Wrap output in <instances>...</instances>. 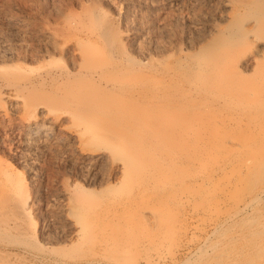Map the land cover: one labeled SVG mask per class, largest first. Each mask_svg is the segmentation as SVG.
<instances>
[{
    "label": "rangeland",
    "instance_id": "rangeland-1",
    "mask_svg": "<svg viewBox=\"0 0 264 264\" xmlns=\"http://www.w3.org/2000/svg\"><path fill=\"white\" fill-rule=\"evenodd\" d=\"M229 1L230 6L222 7L217 0H0V179L5 173L10 178L9 187L0 181V196L8 200L0 206V264H112L117 255L106 247L75 240L73 218L87 219L90 210L84 207L86 213L82 206L107 203L117 212L126 198L140 206L152 204L148 201L155 198L148 192L140 197L135 190L114 189L120 173L111 156L89 168L82 158L69 157L75 144L67 132L70 122L66 116L56 122L47 119L57 112L49 110L53 105L49 97H43L47 86L32 88L12 81L45 69L76 71L87 65L86 53L98 55L91 64L106 70L108 79L131 76L136 81L134 86L124 85L121 95L111 101L121 109L137 100L139 138L154 140L157 167L169 176L160 182L173 181L172 191L178 194L182 189L196 192L199 188L198 181H188L187 176L211 178L197 190H202L204 199L188 204V210L185 202L166 206L174 225L161 244L144 249L129 246L116 257L121 259L118 264H141L157 253L171 257L164 264H229L235 254L249 258L243 264L264 260V167L238 177L231 163L249 155L252 148L248 147L264 146V81L262 87L259 84L264 75V49L241 54L239 70H234L237 74L228 75L232 78L227 81L224 75L223 82L211 78V71L209 80L215 83L206 91L207 83L201 85L204 92L198 95L184 79L186 66L175 61L188 56L190 72L198 47L225 35L244 42L241 24L252 16L260 20L264 4ZM259 39L264 42V34ZM239 56H229L228 63H237ZM126 68L133 71L121 75ZM154 74L157 80L149 81ZM171 78L176 86L163 81ZM258 84L260 90L255 89ZM253 89L261 91L260 95ZM31 91L38 96L32 94L28 103L43 105V123L49 125L34 148L23 143L25 109L11 106L8 99V94L21 97ZM119 115L110 120L115 126L132 122L124 112ZM170 151L181 162L163 163ZM251 192L261 194L248 204ZM231 200L241 202L228 215ZM66 203L74 206L73 215L61 209ZM202 204L208 211L218 206L224 211L210 218L203 214ZM184 210L186 217L181 219ZM157 231L150 229L147 235ZM252 245L258 250L249 251Z\"/></svg>",
    "mask_w": 264,
    "mask_h": 264
},
{
    "label": "bare ground",
    "instance_id": "bare-ground-1",
    "mask_svg": "<svg viewBox=\"0 0 264 264\" xmlns=\"http://www.w3.org/2000/svg\"><path fill=\"white\" fill-rule=\"evenodd\" d=\"M217 1H219L218 5H222V7L230 6L229 0ZM255 3L263 5L264 0H255ZM260 17L261 19L259 20V17L252 16L245 20V23L241 24L244 31V42H240L239 39L234 41L230 36L225 35L218 41L206 43L204 46H200V48L198 47V58H195V62L191 61L194 64L191 63L190 72H188L189 68H187L189 67L187 65L190 63L187 59L188 56H180L175 60L178 64H181V66H186L183 67L187 69V71H185L187 73V77L184 74L185 72L183 73L185 77L183 75L181 76L184 77V79H187L188 84H193L195 87L197 86L195 90V87H193L195 95H198L197 93L199 92L201 94V90L203 91V89L200 88H202V86L204 87L206 83L208 86L204 87V91H206V88L212 86L216 81L214 80L215 78H217V81L222 80L223 82V75L226 76V79L224 78L225 81H227L228 75L235 77L237 73L235 74L236 71L234 72V70L238 69L237 67L242 60L241 54L244 55L247 53V51L249 52L256 47L264 49V42L259 39L261 34H264V20L262 19L264 16ZM91 54H85L84 59L88 61L87 65L79 67V69L76 71L45 69L39 73H36L33 77L25 78L23 76L17 81H12L19 84L18 86L29 85L32 86V88L36 86H47V88L43 89L45 92L43 93V97L45 95L46 97H49L53 105L50 107L52 109L49 110L53 111L55 109L57 111L52 116H47V119H50L52 122H56L60 120L62 116H66L70 122L67 132L75 144L71 154H69V157H71L73 154L75 157L78 156L82 158L86 161L84 163L87 168H89L96 161L103 160L108 156H111L113 158V162L115 163L116 169L120 173L119 179L114 182V189H118V191L125 190L127 193H132V191L135 190L134 193L136 195L140 194V197L147 192L154 195L155 198L148 201L152 204L141 206L138 203L135 204V199L129 200L126 198L124 203L121 205V211L119 210L117 212H114L109 207H107L105 205L107 203L94 207L91 205H87V207L82 206V211L86 212L90 210L88 215L86 214L87 212L85 213L87 215V219L83 220L79 219L78 217L73 218L75 240L87 245H102L103 247H106V250H109L111 253L120 256L128 250L129 246H135L136 249H144L146 247H155L161 244L163 238H165L168 233L172 232L174 225L173 217H168L166 214V206L172 202H185L188 210V204L190 205V203H195L194 200L202 201L204 199V194L200 193L202 190L199 192H197V190L202 188V186L205 184V180L207 184V181L211 180V178L208 179V176L206 175V179H204V175L202 174H198L197 176H187L186 178L189 179L188 181L193 180L196 183L198 181L199 188L196 190V192H192L195 190L190 191L189 188L188 191H186L187 189H182L183 191L178 194L172 191V188L175 186L173 181L168 183L160 182H165L169 176L167 173H165V171L159 168V165L157 167L158 163L155 153L157 152V148L154 146V140L147 138L144 141V139L139 138L140 132H138L139 130L137 129V126L140 120V114L137 113L139 110L136 109L139 108V104L137 105L136 103L137 100L134 101L135 104L132 102L131 105L121 109H119V107L112 103L113 101H111L113 96L116 98L118 95H121L119 94L121 91L120 89L124 85L134 86L136 81L131 76H128L125 79H121L120 76L119 79L118 75L116 76L118 77L117 79L115 77L113 78L112 75H110V77L112 76L111 78L113 79H108L109 77L107 78V76L109 75H105L106 70L99 69L95 64H91V62H93L92 57L96 58L98 56L96 53ZM231 55L232 58L234 55H240V59L237 58V63H228L229 61H227V59ZM226 63L232 67L235 65L236 66L231 68ZM226 65L229 67H226ZM114 68L119 69L120 67L115 66ZM121 70L119 73L122 72ZM227 70L228 72L229 70L232 71L229 73L222 72ZM132 71V69L126 68V72L121 75L128 74ZM207 72L209 74H207ZM210 72L214 76L211 77L214 78V82L211 81L212 79L209 80L210 76H212L210 75ZM217 72H221L222 74H218ZM167 74L171 75V72ZM205 74H207L209 77H206ZM216 74L220 76L215 77ZM182 77H180L181 80L183 79ZM232 77H229L228 79H231ZM157 78V75L154 74L151 75L148 80L154 82V80H157ZM259 79L261 81H259V84H263L262 81H264V75L259 77ZM208 80L211 81L212 84L208 82ZM163 81H168L167 84L169 85H174L176 83L173 82L172 78ZM259 84L257 85L258 88L256 87L255 89H259L261 85ZM263 88L264 86L261 89ZM255 89H253L254 92L252 90L251 93L253 92L255 95H260L261 91L255 92ZM192 93L193 92H190V94ZM32 94H34V96H38L36 93L31 91L21 97H18L17 95V97L10 96L8 94V99H10L11 106H20L21 108L25 109L26 114L21 120L23 129V143L26 146L34 148L37 144V141L48 133L49 125L43 123V119L46 117L42 114L43 105L39 102L28 103V100L33 98ZM122 112L130 116L132 122L124 124L119 128L118 126H115L113 123H111L110 120L118 118L120 116L119 114ZM153 115L151 117L148 116L145 119L150 120ZM152 123L153 121L151 124ZM253 147L256 146H250L247 148H252L248 150L249 155L247 154V156L244 157L240 156L239 158L237 157L231 161L233 164H231L232 167L235 166L234 169L238 170L237 172L235 170V174H237L236 176H244L250 173V171L256 167H264V146H260L259 149L257 147L256 149H253ZM194 150L195 149H193L192 152ZM174 152L170 151L167 153L163 159V163L172 164V162H174L173 160H176L178 163L181 162V157L175 155L176 153ZM189 152H191V150H189ZM200 160L201 159H197V164H200ZM187 179H185V181ZM0 181L9 187L10 178L8 174H3ZM200 184L202 185L201 187ZM255 192H251V195H249L250 197L248 199V204H250L256 197L258 198V196L261 194L260 193L258 196H256ZM7 201V196H0V206L7 204ZM241 201L243 202L245 200L242 199ZM241 201L238 200V202ZM238 202H235V200L228 202L229 209H227V211H230V209H234L237 205H239ZM72 206L73 205L70 203H66L63 204L61 209L63 211H67L68 214L73 215L75 208L73 209L74 206ZM201 206L203 209V214H209V216H207L210 218L213 215L215 216L217 213L224 211L223 206H218L217 208L211 209L210 211L206 210L204 204ZM84 207L87 208V210L84 209ZM187 210H184L185 212L182 211L180 213L179 216L181 219H185ZM229 214L230 212L228 215ZM262 215V223H264V211L262 212ZM214 222L215 221L213 220L212 223L214 224ZM209 226L210 224H208L207 227ZM149 228H158L160 231H157L152 236H148L147 233L150 230ZM131 243L132 245H130ZM256 248V245H252L249 247V251H255ZM257 250L258 249H256V251ZM117 256H115L110 263L118 264L121 262L119 257L116 258ZM242 257L243 256H237L236 254L230 256L229 264H243V261H249V258L246 256V259L244 257L243 259ZM167 259L169 260L171 257L165 254L157 253L156 256L147 257L141 264H164L166 263ZM260 264H264V260Z\"/></svg>",
    "mask_w": 264,
    "mask_h": 264
}]
</instances>
